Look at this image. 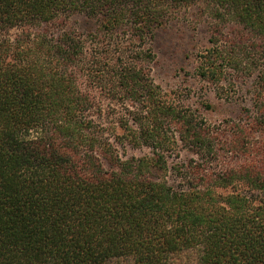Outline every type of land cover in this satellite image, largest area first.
Instances as JSON below:
<instances>
[{"label": "trees", "instance_id": "1", "mask_svg": "<svg viewBox=\"0 0 264 264\" xmlns=\"http://www.w3.org/2000/svg\"><path fill=\"white\" fill-rule=\"evenodd\" d=\"M198 2L195 74L250 97L217 123L148 65ZM0 264H264V0H0Z\"/></svg>", "mask_w": 264, "mask_h": 264}, {"label": "rangeland", "instance_id": "2", "mask_svg": "<svg viewBox=\"0 0 264 264\" xmlns=\"http://www.w3.org/2000/svg\"><path fill=\"white\" fill-rule=\"evenodd\" d=\"M63 25L82 32L89 22L85 17L73 16ZM210 26L209 11L199 2L170 10L168 21L157 27L147 41L152 54L148 65L155 83L167 98L191 107L208 122L217 123L235 118L250 97L245 90L225 92L220 85L202 80L195 74L196 56L209 45ZM95 94L99 101L103 100L105 113L113 111L109 120H115L119 111H126L121 103H116L114 110V104L105 99L104 92L95 89ZM124 151L135 156L147 152L130 146Z\"/></svg>", "mask_w": 264, "mask_h": 264}]
</instances>
